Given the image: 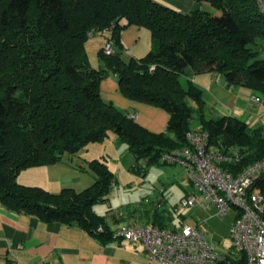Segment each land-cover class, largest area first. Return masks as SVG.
<instances>
[{
	"label": "trees",
	"instance_id": "trees-1",
	"mask_svg": "<svg viewBox=\"0 0 264 264\" xmlns=\"http://www.w3.org/2000/svg\"><path fill=\"white\" fill-rule=\"evenodd\" d=\"M189 13L157 0H0V206L80 229L106 245L120 240L107 216L115 174L102 159L88 161L89 187L52 193L18 181L22 171L71 160L92 143L115 137L136 159L153 165L189 145L196 110L201 129L224 152L241 159L224 164L234 175L264 159V127L251 128L234 116L207 119L203 90L192 78L220 74L227 88L243 87L264 97V0H195ZM208 4L209 10L202 7ZM139 26L152 48L141 58L122 57V32ZM101 35L115 45L100 68L90 65L87 47ZM116 77L129 100L165 110L163 133L142 127L130 113L102 97V83ZM186 79L187 85L183 83ZM171 216L155 210L152 223L167 228ZM183 221V217H181Z\"/></svg>",
	"mask_w": 264,
	"mask_h": 264
},
{
	"label": "built area",
	"instance_id": "built-area-1",
	"mask_svg": "<svg viewBox=\"0 0 264 264\" xmlns=\"http://www.w3.org/2000/svg\"><path fill=\"white\" fill-rule=\"evenodd\" d=\"M104 52L115 53L112 41L106 43ZM250 100L257 104L263 101L255 95ZM130 116L136 120V114ZM187 140L189 145L162 157L165 163L185 170L192 188L181 199L177 211L216 207L220 215H227L234 210L236 218L230 236L215 243L201 228L203 223L192 217L179 227L125 225L114 236L142 245L154 264H264V159L234 175L223 165L241 159L237 150H219L210 135L199 130L189 132Z\"/></svg>",
	"mask_w": 264,
	"mask_h": 264
},
{
	"label": "crops",
	"instance_id": "crops-1",
	"mask_svg": "<svg viewBox=\"0 0 264 264\" xmlns=\"http://www.w3.org/2000/svg\"><path fill=\"white\" fill-rule=\"evenodd\" d=\"M157 1L174 7L183 13H189L196 7L195 0ZM206 6H208L207 3L202 4L203 8ZM149 36V33L139 26L133 25L126 28L121 34V42L124 47L123 59L129 61L131 58L145 56L152 48ZM143 39L146 41L142 46ZM208 75L212 76L211 87L208 86L212 90L214 88L217 90L228 89L220 74L214 72ZM198 79L197 76L192 78V81L198 87L205 89L207 85L202 84L203 81L200 82ZM101 89L105 101L112 102L123 112L136 114V122L142 127L154 133L166 131L170 115L163 109L127 99L121 93L116 77L111 76L104 80ZM235 101L240 103V98L237 96ZM82 151L68 161L24 170L19 175L18 181L23 185L43 187L52 193H58L67 187L81 191L84 189L83 187L90 186L96 178L87 169L89 160L85 158L84 161H81L83 158ZM77 159H80L79 163H76L78 162L75 161ZM166 207L164 209L173 214L174 208ZM169 212L168 215L170 216ZM184 215L183 212L176 215L180 221L183 217L180 225L189 218ZM115 216L117 215L107 216L114 232L125 225H146L134 224V217L130 218L131 222L126 224L125 220H119ZM180 225L175 226L179 227ZM0 264L154 263L149 260L142 245L122 240H115L102 245L80 229L68 227L58 221L42 222L35 217L13 213L0 206Z\"/></svg>",
	"mask_w": 264,
	"mask_h": 264
},
{
	"label": "rangeland",
	"instance_id": "rangeland-1",
	"mask_svg": "<svg viewBox=\"0 0 264 264\" xmlns=\"http://www.w3.org/2000/svg\"><path fill=\"white\" fill-rule=\"evenodd\" d=\"M205 9L209 10L210 7L206 6ZM146 31L150 35L151 42V34L148 30ZM145 41L143 39L142 46ZM108 42L110 41H106L101 35L93 36L88 42L87 53L92 67L100 68L104 65L98 54L103 44ZM198 77L200 82L203 81L202 84L207 85L205 89L201 88L205 101L203 113L207 119L234 116L249 122L251 128L264 127V112H261L264 111V97L260 94L255 95L263 100L262 103L257 104L250 100L253 95L247 88H221L222 90L214 88L212 90L210 88L212 76L203 74ZM182 81L186 86V79ZM237 96L240 98V103L235 101ZM189 103L196 110L191 130L198 131L201 129L200 114L197 111L196 103L192 100ZM260 118L263 119L260 120ZM81 155L83 156L81 161H84L85 158L89 161L95 158L105 160L116 177V184L110 194V202L98 204L95 207L98 214L105 216L115 214L116 218L125 220L126 224L130 223V218L133 217L134 224H151L155 210L167 215L169 211L164 208L169 206L174 209L172 210L173 214L169 212L171 220H167L168 227L180 225L181 221L176 215L183 212L184 216L192 217L203 223L201 228L206 231L211 241L216 243L230 236L236 218L234 210L227 215H220L216 207L208 209L196 207L177 211L181 199L187 194L186 191L192 189L189 186L186 172L180 165L167 164L162 159L156 164L148 165L145 160H142L140 163L143 172L137 173L134 170L135 157L129 151L127 144L115 137L109 138L103 143L88 145ZM75 161L79 163L80 159ZM83 188L85 189V187Z\"/></svg>",
	"mask_w": 264,
	"mask_h": 264
}]
</instances>
